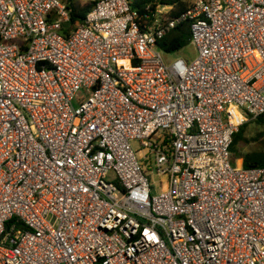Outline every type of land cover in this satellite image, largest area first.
Listing matches in <instances>:
<instances>
[{
	"label": "built area",
	"instance_id": "2783aa9c",
	"mask_svg": "<svg viewBox=\"0 0 264 264\" xmlns=\"http://www.w3.org/2000/svg\"><path fill=\"white\" fill-rule=\"evenodd\" d=\"M85 2L0 0V264H264V0Z\"/></svg>",
	"mask_w": 264,
	"mask_h": 264
},
{
	"label": "trees",
	"instance_id": "16d2710c",
	"mask_svg": "<svg viewBox=\"0 0 264 264\" xmlns=\"http://www.w3.org/2000/svg\"><path fill=\"white\" fill-rule=\"evenodd\" d=\"M66 2L71 11L70 27L76 28L78 25H82L87 18V15L92 10V4H81L78 0H62ZM150 6L151 12H156L160 7H173L170 12V17L173 19L179 18L190 7V4L185 0H134L133 7L136 11H139L141 17L149 14L146 8ZM68 34V32H66ZM192 34L191 26L188 22L179 25L161 44V47L170 54L181 52L183 49L191 46ZM259 126L264 128V116L260 117L255 122ZM247 124L240 128L239 132L235 135L234 143L232 146V162L233 164L237 160L243 161V168L245 170H252L264 167V149L251 151L244 155L239 153V148L246 141V131L249 125ZM18 224V223H17Z\"/></svg>",
	"mask_w": 264,
	"mask_h": 264
},
{
	"label": "rangeland",
	"instance_id": "374dc122",
	"mask_svg": "<svg viewBox=\"0 0 264 264\" xmlns=\"http://www.w3.org/2000/svg\"><path fill=\"white\" fill-rule=\"evenodd\" d=\"M185 1H187L191 5L195 0H185ZM78 2L81 4H86L85 0H78ZM194 53H195L194 47L190 46L187 49H184L180 53V56L190 55L194 57L195 56ZM139 146H140L139 143L137 144L133 143L134 149L137 150ZM261 149H264V128L256 123H251L246 131V141L238 149L239 153L241 155H244L251 151H256ZM239 163H241V159L237 160L233 165L237 167L239 166Z\"/></svg>",
	"mask_w": 264,
	"mask_h": 264
},
{
	"label": "crops",
	"instance_id": "0c3cea01",
	"mask_svg": "<svg viewBox=\"0 0 264 264\" xmlns=\"http://www.w3.org/2000/svg\"><path fill=\"white\" fill-rule=\"evenodd\" d=\"M241 166H243V161L241 160V163H239Z\"/></svg>",
	"mask_w": 264,
	"mask_h": 264
}]
</instances>
